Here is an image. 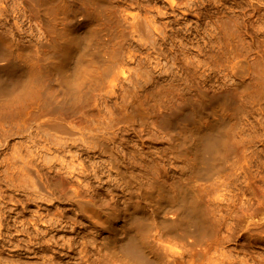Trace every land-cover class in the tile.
Segmentation results:
<instances>
[{
    "label": "bare ground",
    "instance_id": "1",
    "mask_svg": "<svg viewBox=\"0 0 264 264\" xmlns=\"http://www.w3.org/2000/svg\"><path fill=\"white\" fill-rule=\"evenodd\" d=\"M16 1L11 7L10 0H0V61H5L0 63V120H12L9 125L0 124V135L9 138L36 128L52 132L51 144L55 151L70 147L78 149L79 158L80 154L86 155L78 165L66 158L57 159L59 164L55 162L50 166L47 186L45 174L37 166L35 170L30 169L31 185L47 191L50 202L56 204L65 200L76 205L82 214L108 233L107 242L103 244L111 256L103 257L107 264H113L115 258L124 264H170L164 248L154 243L157 234L160 235L158 227L186 238L189 245L195 244L189 240L190 235H195L198 242L213 236L216 223L208 217L195 184L199 179L223 178L217 172L231 153L229 141L238 134L242 108L228 95L214 97L207 107L195 105L193 91L197 87L193 84V63L186 59L174 37L164 33L158 41L153 40L158 30L154 23L158 19L150 17L149 11L143 14L141 0L125 8L120 0ZM168 1L174 4V0ZM25 9H29L34 20L42 18L33 31L46 28L53 38L52 44L41 41L39 51L31 42L23 40L20 44L15 38L22 37L26 28L12 14ZM146 38L150 41L148 47L142 42ZM146 51L149 56L157 54L159 62L173 60L184 69L185 75L182 77L175 69L169 76L157 75L156 70L148 71L150 60L142 57ZM211 53L207 44L206 65ZM244 68L242 63L241 74ZM208 80L209 75H206ZM181 82H184L185 100L181 101L174 94L165 100L164 94L172 92ZM240 86L247 87L245 77ZM199 90L204 97H210L204 88ZM113 93L118 94L120 102L115 107L112 105L116 109L114 113H107L104 106L113 101ZM115 114L124 119L141 116L143 123L151 119L168 136L166 141H160L172 145L178 157H187L196 176L189 185L180 184L177 191L156 180L150 189H144L143 199L127 209L128 219L121 227L112 221L116 218L115 211L101 209L81 195L82 189H91L87 178L100 179L104 172L123 178L128 176L122 156L113 145L118 134L112 129L121 118L117 119ZM74 121L86 125L78 126ZM260 124L250 128L257 132L253 139L255 145L264 141V134L258 130ZM60 136L67 140L57 147L55 138ZM135 141L147 145L154 139ZM96 155L105 159L92 162L91 158H101ZM254 168L257 169L255 175L264 180V159H254L247 170L252 173ZM65 173L70 177H64ZM76 175L79 179L84 177L85 183L78 179L80 185H75ZM219 184L224 185V180H219ZM147 203L160 215L157 222L146 210ZM23 241L29 243L31 238ZM96 242V238L91 241L93 245ZM202 254L199 248L197 257ZM60 262L54 258L49 263Z\"/></svg>",
    "mask_w": 264,
    "mask_h": 264
},
{
    "label": "rangeland",
    "instance_id": "2",
    "mask_svg": "<svg viewBox=\"0 0 264 264\" xmlns=\"http://www.w3.org/2000/svg\"><path fill=\"white\" fill-rule=\"evenodd\" d=\"M138 1L119 2L125 8ZM141 1L143 14L149 11L150 17L158 19L154 23L158 30H155L153 40L158 41L164 33L174 37L186 59L193 63V84L197 87L193 91L195 105L207 107L214 97L228 95L243 110L238 117V134L229 141L231 153L217 172L223 175L224 185L219 184L222 179L215 178L199 179L195 184L208 217L216 223L215 234L201 242L195 235H190L189 240L195 244L189 245L186 238L158 227L156 230L160 235L157 234L154 243L164 248L170 264H264V180L255 175L257 169L254 168L252 173L247 170L254 159H264V141L255 145L253 139L257 132L250 129L260 122L258 130L264 134V0H174V4L168 0ZM16 2L10 0L8 5L12 7ZM12 15L26 28L22 37L14 36L20 44L27 40L39 51L41 41L53 43L46 28L33 31L42 18L34 20L29 9ZM142 42L145 47L150 45L147 38ZM207 44L212 53L206 65ZM148 54L149 51L142 54L150 60L148 71L156 70L157 75L169 76L175 69L182 77L185 75L184 69L173 60L159 62L157 54ZM157 62L159 66H156ZM242 63L245 68L241 74ZM206 75H209L208 81ZM242 75L247 83L245 88L240 86ZM201 88L210 97H204ZM183 89L184 82H181L172 92L167 91L164 99L168 100L174 94L184 101ZM112 96L113 101L104 106L107 113H114L116 109L112 105L115 107L120 102L117 93ZM114 117L118 119L121 115ZM9 121L12 120L5 118L0 124L9 125ZM74 123L86 125L79 121ZM112 131L118 134L113 145L122 156L128 176L123 178L116 173L104 172L100 179L87 178L91 189H82L81 195L101 209L115 211L116 218L112 221L121 227L128 219L127 209L142 200L144 189H150L156 180L177 191L180 184L189 185L196 176L187 157H178L172 145L160 141H166L168 136L151 119L143 123L141 116L121 117ZM51 135L52 132H41L36 128L9 138L0 135V264H50L54 258L61 260V264H107L103 257L111 256L103 244L107 242L108 233L82 214L76 205L65 200L51 203L47 191L31 185L30 169L35 170L37 166L45 174L47 186L50 166L55 162L59 164L60 159L66 158L78 165L82 157H86L80 154L79 158L77 148L55 151ZM142 138H153L154 141L147 145L135 141ZM66 140L64 136L55 138L56 146ZM97 157L101 158H91V161L105 159L104 156ZM63 176L70 177L66 173ZM73 179L77 186L79 180L85 183L84 177L79 179L76 175ZM145 208L157 222L160 215L155 208L148 203ZM29 238V243L23 241ZM94 238L97 240L95 245L91 243ZM199 248L203 254L197 257ZM113 264L124 263L115 258Z\"/></svg>",
    "mask_w": 264,
    "mask_h": 264
}]
</instances>
